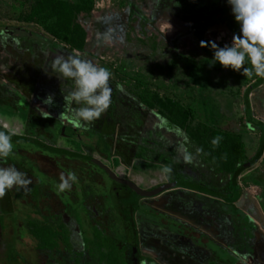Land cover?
Masks as SVG:
<instances>
[{
	"label": "rangeland",
	"instance_id": "obj_1",
	"mask_svg": "<svg viewBox=\"0 0 264 264\" xmlns=\"http://www.w3.org/2000/svg\"><path fill=\"white\" fill-rule=\"evenodd\" d=\"M199 7L206 8V12L187 16L173 7L172 0H0V126L19 136L32 116L33 120L73 127L59 116L62 111L67 113L63 95L75 85L70 79L60 78L52 63L57 56L80 54L112 73L110 107L88 129L124 145L116 148L119 153L112 147L106 159L97 154L100 150L96 142L84 136L77 141L62 138L54 143L40 132L41 141L100 159L117 179H131L141 190H149L165 184L168 173L163 167L138 165L133 160L132 143L151 136L175 152V162L182 166L187 181L222 190L231 170L251 158L257 149L262 130L259 132L256 124L260 122L264 127V83L248 96L251 118L256 121L253 125L244 112L243 94L259 77L249 79L213 63V50L199 46L200 41H215L220 47L231 45L240 27L231 6L227 0H200ZM19 36L45 41L49 46L42 50L26 39L12 38ZM246 66L251 67L248 62ZM49 94L54 95L52 107L42 103ZM41 109L50 112L51 117L44 118ZM67 133L62 134L67 137ZM217 137L220 140L214 145L212 141ZM13 146V154L0 159L1 167L11 165L30 173H26L32 180L29 186L36 181L30 192L37 195L34 202L40 201V189L48 188L54 211L58 207L56 199L68 209L75 208L77 226L87 232L88 222L79 203L67 199L72 193L77 195L78 186L58 191L60 176L70 172L69 165L66 167L63 159L44 152L33 142H13ZM255 172L264 175V161ZM95 181L97 184L90 188L109 202L110 180L102 175ZM240 187L250 197H258L254 186L240 181ZM8 195L14 204H6L12 212L1 218L6 228L3 261L12 251L18 264H35L32 242L23 226L30 208L22 201L25 193L13 189L5 199ZM239 195L231 193L226 198L235 200ZM143 203L170 221L203 234L215 248L229 253L234 262H242L229 250L234 244L232 230L221 213L189 190L165 191ZM15 223H21V227H15ZM149 234L144 241L139 231L144 260L141 264H205L204 257L186 240L173 242L167 235ZM17 237L22 240L18 242ZM247 247L252 250L256 243L250 239ZM217 257L209 256L206 262L228 264Z\"/></svg>",
	"mask_w": 264,
	"mask_h": 264
},
{
	"label": "trees",
	"instance_id": "obj_2",
	"mask_svg": "<svg viewBox=\"0 0 264 264\" xmlns=\"http://www.w3.org/2000/svg\"><path fill=\"white\" fill-rule=\"evenodd\" d=\"M173 7L179 9L183 14L187 16H195L200 12H206V8L199 7L200 0H172ZM8 37H11L7 34ZM18 41L27 40L30 44H36L42 50L48 48V44L45 41L34 42L31 37H12ZM35 39V37L33 36ZM264 83V78H258L251 86L247 87L243 94V103H244V112L247 118L248 123L255 125L256 121L251 118L250 105L248 101V96ZM51 127H47L46 123L43 120H33L28 121V131L26 137H19L26 139L24 143L33 142L37 147L41 148L44 152L48 154L55 155L59 159L65 161L66 167L70 172H74L78 181L73 183L72 186H80L81 193L83 194V200L78 199L75 193H70V197L73 196L74 203H80L83 201L86 204L89 199H92L95 195L100 193L90 187L96 185L95 177H102L105 175L111 182V186L108 189V200L105 202L102 200L103 204L99 208L100 211L108 212V222L103 225H97L94 220H91L90 214L86 213L85 219L88 222V231L85 232L81 227L80 233L83 241V249L79 252H75L70 245V233L63 225L61 218L51 213L48 209V206H40L41 200L50 198L51 193L48 188L40 189V199L39 202L35 203L37 195L30 192L25 193V196L22 197V201L30 206L26 212L27 222L23 224L26 231V236L34 240L36 243L37 251L44 253L47 256V264H125V246L126 244H131L137 246L138 237L135 222L133 220V214L137 211V201L140 199L133 189L127 188L129 195L123 199H117L114 196V188L120 187L119 184L113 181L109 175L95 162H99L102 166H105L104 163L99 159L96 161L87 157L82 156L78 152L73 150H67L63 148H55L47 146L43 141L40 140L39 136L41 133L48 134L47 136L55 143L60 139H66L69 141H75L76 138L83 137L89 140L96 142V146L100 151H97V154L102 157L109 159L111 154V148L113 147L114 152L119 153L117 147H121L124 143L120 140L111 138L109 136H104L101 133L95 132L93 130L80 131L70 128H65L56 122H48ZM259 124V125H258ZM257 127L262 130L261 132V141L260 149L255 155V160H258L262 154V148L264 145V127L259 122ZM42 127V128H41ZM56 130V132L54 131ZM55 132L54 134L52 132ZM41 132V133H40ZM68 132L67 137L62 133ZM159 137V136H158ZM77 141V140H76ZM17 142L18 141H13ZM134 147L133 160L138 165H146L148 167H164L168 166L171 168V172L167 174L166 178L170 184L174 183H191L199 188L208 189L209 195L212 198L222 199L225 202L229 203L228 210L222 209L212 203L213 210L218 211L222 215H225L229 218L231 225L241 231L244 227L248 225L246 217L237 209H235L232 204L236 202L239 198L235 200L227 199V193H240L241 191L236 185L237 177L242 173L243 166L245 164H238L231 170L230 181L226 185V190L224 192H219L213 189H209L204 185L187 181V176L183 173L182 166L175 162L176 154L175 152L164 146L162 143H158L152 139L151 136L145 138H139L136 142L132 143ZM99 171V172H98ZM111 173H113L110 170ZM33 188V187H32ZM31 188V189H32ZM126 188V187H125ZM195 191V190H194ZM8 198L11 196L8 195ZM35 198V199H34ZM101 198V197H100ZM10 200L13 201L12 198ZM80 200V201H79ZM128 200L132 203V210L129 212ZM43 202V201H42ZM32 204H36V208ZM106 206L109 207L106 210ZM69 214L72 218H76L77 211L75 208L69 209ZM11 213L12 210L7 211ZM37 215V219H32V215ZM21 227V223H19ZM15 226V225H14ZM16 227V226H15ZM128 232L132 233L131 238H127ZM21 239V238H20ZM22 240V239H21ZM215 251V248H214ZM6 262L3 264H18L17 258H15L13 252L11 251ZM215 254V252H214ZM215 256V255H214ZM4 259H6L4 257ZM217 259H221L217 257ZM144 261L143 258L139 259V264ZM232 264V260H227ZM23 264V263H22ZM27 264V263H25ZM211 264H215L211 262Z\"/></svg>",
	"mask_w": 264,
	"mask_h": 264
},
{
	"label": "clouds",
	"instance_id": "obj_3",
	"mask_svg": "<svg viewBox=\"0 0 264 264\" xmlns=\"http://www.w3.org/2000/svg\"><path fill=\"white\" fill-rule=\"evenodd\" d=\"M227 3L240 26L239 34H233L231 45L220 47L215 41H200L199 46L213 50V63L218 62L225 69H231L249 79L254 76L264 78V0H227ZM246 62L251 67H247ZM52 68L59 73L60 78L70 79L75 85L67 95H63L67 113L62 111L59 117L74 128L88 130L110 107L111 71L82 58L80 54H70L67 58L57 56L53 60ZM42 103L49 107L54 106V95L49 94ZM41 110L44 118L51 117L50 112ZM219 140L217 137L212 143L218 145ZM13 148L11 135L0 131V159L10 157ZM163 172L170 173L171 168L164 166ZM77 181L78 177L74 172L67 175L62 173L58 191H70L72 184ZM31 183V178L15 166L0 167V199L13 189L30 192L28 186Z\"/></svg>",
	"mask_w": 264,
	"mask_h": 264
},
{
	"label": "flooded vegetation",
	"instance_id": "obj_4",
	"mask_svg": "<svg viewBox=\"0 0 264 264\" xmlns=\"http://www.w3.org/2000/svg\"><path fill=\"white\" fill-rule=\"evenodd\" d=\"M32 45L37 46L36 44H32ZM53 53L54 52L52 51L51 54H53ZM55 54L56 53H54V55ZM29 116H30V114H29ZM31 117L32 116L28 117V119L25 121V124L23 125V134H21L19 136L17 135V137H26V134L28 131V126H29L28 121H29V119H31ZM44 122L46 123V126L50 128L51 125H49L48 122H54V121H44ZM56 123H58V122H56ZM60 125L65 127V128H70V129L80 130V131L91 130V129L81 130V129H77V128H73V127H66L62 124H60ZM45 135L47 136L48 134H45ZM39 138H40V136H39ZM48 139L51 142H53L49 137H48ZM57 142H55V143H57ZM46 145L49 147H53V146L48 145V144H46ZM55 148H57V147H55ZM81 155L87 156L84 154H81ZM87 157H89V156H87ZM89 158H91L95 161L97 160V159L92 158V157H89ZM143 166H146V165H143ZM0 167H1V165H0ZM160 167H162V166H160ZM150 168H154V167H150ZM25 173H27V172H25ZM27 174L31 176L30 173H27ZM119 180H121L123 182H128V183L134 184L140 191H142L143 193H146V194L154 193L155 191L159 190L162 186L170 184L167 180L166 183L161 185V186H157V187L149 189V190H141L131 179L123 178V179H119ZM34 181H35V179H34ZM34 183L36 184V181ZM35 184L29 186V188L31 189L32 186H34ZM119 186L120 187L114 188V196L117 199H123L129 195V191L127 189L129 187L126 184H119ZM175 189H181V188L164 190L162 192L172 191ZM78 190L79 191L77 193V197H78V199L83 200V197H82L83 194L81 193L80 186L78 187ZM187 190L194 192V190H190V189H187ZM162 192H160V193H162ZM160 193H158L156 195L142 196L137 201L138 209L133 214V220H134L135 226H136L138 244H137V246H133L131 244H126V246H125V249H126L125 264H126V254H127V248L128 247L136 250L137 257H138L137 264H139V259L143 258L142 254H141V248H140L141 239L139 236V231H141L144 241H147L149 239V236H150L149 233H153V235H155V236L158 235L161 237H163V236L166 237V235H167L168 238L173 239V242H176V239H178V238H182L183 240H186V242L189 243V245L190 244H191V246L193 245V247H195V249L198 250L199 255L201 257H204L203 260L205 261V264H211L209 262L207 263L206 261L209 260L208 259L209 256L212 257L213 255H215L216 257L219 255L218 257L221 258L220 260H226L222 251H220L218 248H215L214 244L212 243V241L209 238H207L203 234L195 233L194 230L186 228L185 226H182L181 224H176L172 220L170 221L164 215L160 214L159 212H155V211L151 210V208H149L147 204L143 203L144 200L154 198V197L158 196ZM10 198L5 199V197H4L3 199H0V264H3L4 255H5L4 254V252H5V248H4L5 232H4V230L6 229L5 224L3 225L2 221H1V218L4 216H7L9 214L7 212L8 209L5 208L6 204L9 206H11L12 203L14 204V201L10 200ZM51 199H52V194L50 195V198H46L44 200H41L40 206L41 207L45 206V205L48 206V209L50 210L51 213H53L56 216H59L61 218L63 225L65 226V228L70 233V245H71L72 249L75 252L81 251L83 249V241H82L80 229L77 226L78 224L76 223L75 219L72 218L71 215L69 214L70 210L68 209V207L66 205H64L63 203L59 202L58 199H56L58 202L57 203L58 207L54 211L53 206H52L53 204L50 202ZM67 199H69V201L72 204H74V202L72 200L73 196H71V197L67 196ZM129 202L130 201L128 200L127 203H129ZM102 204H103V202H102L100 196L95 195L92 199H89V201L86 204H84L83 201H80L79 206L81 207L80 211H82V215L88 213V214H90L91 220H94L97 225H101V224L105 225L108 222L109 218H108V212L107 211H105V212L100 211L99 208L102 206ZM32 205L35 206V204H32ZM105 208H106V210L109 209L108 206H106ZM127 209L129 212L132 210V203L131 202L129 203V207ZM37 217L38 216L35 214L32 215V219H37ZM15 226L20 227V225L16 224V223H15ZM9 230L10 229H8V231ZM131 236H132V233L128 232V236L126 237V239L131 238ZM17 241L20 242L21 239L19 237H17ZM31 242H32V244H31L32 246H30L31 247L30 250H31L32 257L34 258V263L38 264L39 262H41V264H47V259H46L47 256L44 253L37 251L36 243L34 240L31 239ZM162 243L164 244L163 241H162ZM214 248H215V254H214Z\"/></svg>",
	"mask_w": 264,
	"mask_h": 264
},
{
	"label": "crops",
	"instance_id": "obj_5",
	"mask_svg": "<svg viewBox=\"0 0 264 264\" xmlns=\"http://www.w3.org/2000/svg\"><path fill=\"white\" fill-rule=\"evenodd\" d=\"M14 39V38H13ZM16 40V39H15ZM258 131L260 132V129L257 127ZM259 142L257 149L254 153V155L249 158L247 161L243 162L242 164H245L243 166L242 173L237 177L236 179V185L241 191V194L239 198L236 200L235 203L232 204V206L240 211L247 219L248 225L244 227L241 231H237L236 228H234L230 220L227 216L222 215L225 222L228 223L229 227H231L232 230V236H233V245L229 246V250H232L234 254H238V258L243 259L242 262L236 263L233 259L229 258L227 254L222 252L227 260H232V264H264V175L260 177L259 174H256V169L264 161V145L262 148V154L261 157L258 160H255V155L260 149V141H261V134H259ZM230 181V177L226 183ZM240 181L245 182L246 185L254 186L258 191V197L252 198L250 195L243 191L240 187ZM194 182V181H191ZM198 183V182H194ZM191 184V183H190ZM201 185L206 186L209 189H213L219 192H224L226 190V185L222 190H217L211 187H208L206 184L198 183ZM193 185V184H191ZM195 186V185H194ZM205 192H192L196 195V198L201 201H207L210 203V205L215 204L216 206L228 210L229 203L225 202L222 199L212 198L207 193L209 192L208 189H204ZM234 194V193H232ZM230 195L227 193L226 196ZM200 197V198H198ZM205 199V200H204ZM252 239L253 242L256 243V248L250 250L247 247V242ZM228 264H231L227 261Z\"/></svg>",
	"mask_w": 264,
	"mask_h": 264
},
{
	"label": "water",
	"instance_id": "obj_6",
	"mask_svg": "<svg viewBox=\"0 0 264 264\" xmlns=\"http://www.w3.org/2000/svg\"><path fill=\"white\" fill-rule=\"evenodd\" d=\"M0 131H4L7 134L11 135V138L13 141H26V139L19 138L16 135H13L9 131H7L5 128L0 126ZM97 165H99L108 175L109 177L117 182L118 184H126L129 188L133 189L138 195L142 196H150V195H156L164 190H169V189H174V188H184V189H190V190H195L199 192H205L201 188L191 185L190 183H174V184H169V185H164L162 186L159 190L155 191L154 193L151 194H146L140 191L134 184L128 183V182H123L119 179H117L113 173L110 172V170L106 166H102L99 162H95ZM138 262V257L136 250L133 248L128 247L127 248V254H126V264H137Z\"/></svg>",
	"mask_w": 264,
	"mask_h": 264
}]
</instances>
